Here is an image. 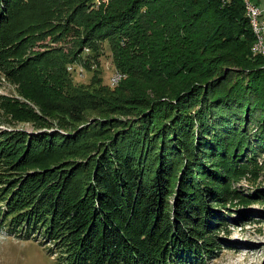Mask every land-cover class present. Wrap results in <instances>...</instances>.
<instances>
[{
  "label": "trees",
  "instance_id": "trees-1",
  "mask_svg": "<svg viewBox=\"0 0 264 264\" xmlns=\"http://www.w3.org/2000/svg\"><path fill=\"white\" fill-rule=\"evenodd\" d=\"M18 1L0 0L1 22ZM110 1L78 46L107 40L128 83L71 98L74 123L106 114L96 129L4 138L19 155L48 147L81 162L0 185V223L55 241L59 264H202L214 250L198 228L221 221L219 187L264 150V55L244 0Z\"/></svg>",
  "mask_w": 264,
  "mask_h": 264
},
{
  "label": "rangeland",
  "instance_id": "rangeland-1",
  "mask_svg": "<svg viewBox=\"0 0 264 264\" xmlns=\"http://www.w3.org/2000/svg\"><path fill=\"white\" fill-rule=\"evenodd\" d=\"M81 2L84 4L80 6ZM111 2L19 0L0 21V185L16 182L20 176L59 169L71 161L81 162L75 154L60 155L48 147L40 148L39 153L35 149L19 155L15 148H1L4 138L30 141L47 135L76 134L107 121L103 111L87 112L86 123L80 124L72 122L67 113L71 98L86 93L101 95L103 90L115 92L128 81L129 77L115 66L107 40L78 46L84 26L94 14L106 11ZM244 3L260 45L252 17V3L256 2ZM250 105L254 114L253 107L263 104L255 100ZM108 115L114 116L110 121L123 125L131 119ZM86 160L88 157L83 162ZM241 161L219 187L226 195L221 221L207 231L205 225L198 228V233H205V240L213 243L210 246L214 250L209 256L206 253L208 258L202 264H264V150L254 159ZM64 235L74 238L70 229ZM42 241L39 235L20 238L0 223V264H59L61 254L57 251L63 253L64 249L54 247L52 239Z\"/></svg>",
  "mask_w": 264,
  "mask_h": 264
},
{
  "label": "built area",
  "instance_id": "built-area-1",
  "mask_svg": "<svg viewBox=\"0 0 264 264\" xmlns=\"http://www.w3.org/2000/svg\"><path fill=\"white\" fill-rule=\"evenodd\" d=\"M253 7V16L258 20V25L262 29V36H263V43H264V7H260L256 4L252 3ZM259 54L264 55V44L260 45V52Z\"/></svg>",
  "mask_w": 264,
  "mask_h": 264
},
{
  "label": "bare ground",
  "instance_id": "bare-ground-1",
  "mask_svg": "<svg viewBox=\"0 0 264 264\" xmlns=\"http://www.w3.org/2000/svg\"><path fill=\"white\" fill-rule=\"evenodd\" d=\"M250 3V2H249ZM251 13H252V11H251ZM252 15V14H251ZM249 19H250V17H249ZM250 21H251V19H250ZM255 22H256V25H255V27L257 28V36H258V38L260 39V45L262 44L263 45V40H261L262 39V29L260 28V25H258V20L255 18ZM253 29H254V27H253ZM261 37V38H260ZM258 44H256V46H255V48H254V51L256 52V53H259L260 52V50H259V42H257ZM259 45V46H258ZM257 47H258V50H257Z\"/></svg>",
  "mask_w": 264,
  "mask_h": 264
},
{
  "label": "crops",
  "instance_id": "crops-1",
  "mask_svg": "<svg viewBox=\"0 0 264 264\" xmlns=\"http://www.w3.org/2000/svg\"><path fill=\"white\" fill-rule=\"evenodd\" d=\"M256 4L264 6V0H255Z\"/></svg>",
  "mask_w": 264,
  "mask_h": 264
}]
</instances>
